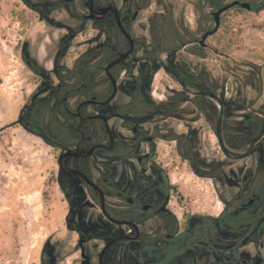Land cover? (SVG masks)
I'll return each instance as SVG.
<instances>
[{
	"label": "flooded vegetation",
	"instance_id": "af4514ba",
	"mask_svg": "<svg viewBox=\"0 0 264 264\" xmlns=\"http://www.w3.org/2000/svg\"><path fill=\"white\" fill-rule=\"evenodd\" d=\"M217 1L197 5L214 27V13L235 1L259 11L248 0ZM23 2L65 30L51 72L24 57L41 80L18 121L57 151L55 180L67 207L64 234L46 241L40 264H264V105L244 112L240 100L225 96L226 85L180 58L184 50L205 58L223 14L245 8L223 12L202 42L214 27L198 24L193 32L172 6L138 23L150 0ZM80 35H88L79 45L86 48L68 65ZM162 68L183 89L157 101L153 85ZM184 76L196 78L195 87ZM161 141L171 143L178 167L215 182L218 212L184 210L180 222Z\"/></svg>",
	"mask_w": 264,
	"mask_h": 264
},
{
	"label": "rangeland",
	"instance_id": "374dc122",
	"mask_svg": "<svg viewBox=\"0 0 264 264\" xmlns=\"http://www.w3.org/2000/svg\"><path fill=\"white\" fill-rule=\"evenodd\" d=\"M150 1L138 23H145L150 15L162 12L163 6L168 5L173 7L175 19L186 23L193 32L198 24L206 29L214 27V21L201 18L199 0ZM52 16L67 22L64 14L55 12ZM136 32L143 33L139 28ZM64 33L65 30L41 20L23 0H0V264H40L46 241L65 231L67 207L55 180L57 151L18 121L20 110L41 80L24 57L29 55L51 72L52 57ZM195 35L200 38L202 33ZM87 37L80 35L74 40L64 63L72 64L75 54L86 48L79 45ZM205 52L206 57L200 58L184 50L180 58L197 72L205 70L219 88L226 85L225 96L240 100L244 112L257 111L264 105V9L225 12L221 32L207 39ZM182 89L168 71L160 69L153 85L157 101ZM209 137L213 151L215 138ZM170 145L160 142V157L168 164L172 181L178 187L172 206L180 222H184V210L218 212L222 205L216 198L215 182L195 175L186 164L178 167Z\"/></svg>",
	"mask_w": 264,
	"mask_h": 264
},
{
	"label": "water",
	"instance_id": "95a60500",
	"mask_svg": "<svg viewBox=\"0 0 264 264\" xmlns=\"http://www.w3.org/2000/svg\"><path fill=\"white\" fill-rule=\"evenodd\" d=\"M237 4H240L241 7L245 8V9H248V10L251 9V6H250L249 3H247V2H243V3H241L240 1H235V2H233V3H230V4H228V5H226V6L222 7V8H220L218 11H216V12L214 13V16H215V23H216L214 29L207 31V32L203 35V37H202V42H204L208 36L214 34V33L218 30V28H219V26H220V16H221V14H222L223 12H225L226 10L232 8L233 6L237 5ZM113 81H114V84L116 85L115 80H113ZM114 95H115V93L113 94V96H114ZM19 122H20V121H19Z\"/></svg>",
	"mask_w": 264,
	"mask_h": 264
},
{
	"label": "trees",
	"instance_id": "16d2710c",
	"mask_svg": "<svg viewBox=\"0 0 264 264\" xmlns=\"http://www.w3.org/2000/svg\"><path fill=\"white\" fill-rule=\"evenodd\" d=\"M209 4H212V5H214V4H218L217 2V0H206ZM248 1H250V2H253V4L255 5V8H256V10H263L264 9V0H248ZM240 11H243V9H239ZM197 52H199V51H197ZM182 79V81H184V82H186V83H188V84H191L192 86H194V82H196L197 81V79L195 78V79H192V78H189V77H182L181 78ZM203 83L201 82V84L200 85H202ZM195 87V86H194ZM206 87L203 85V89H205ZM198 89V88H197Z\"/></svg>",
	"mask_w": 264,
	"mask_h": 264
}]
</instances>
